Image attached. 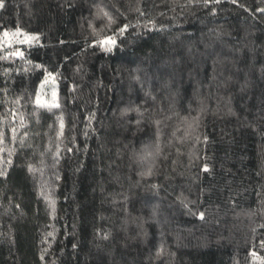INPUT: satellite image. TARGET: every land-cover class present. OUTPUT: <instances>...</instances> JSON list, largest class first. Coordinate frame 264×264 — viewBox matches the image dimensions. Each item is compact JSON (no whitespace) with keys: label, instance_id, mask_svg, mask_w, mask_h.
I'll list each match as a JSON object with an SVG mask.
<instances>
[{"label":"trees","instance_id":"obj_1","mask_svg":"<svg viewBox=\"0 0 264 264\" xmlns=\"http://www.w3.org/2000/svg\"><path fill=\"white\" fill-rule=\"evenodd\" d=\"M0 3V264H264V0Z\"/></svg>","mask_w":264,"mask_h":264},{"label":"rangeland","instance_id":"obj_2","mask_svg":"<svg viewBox=\"0 0 264 264\" xmlns=\"http://www.w3.org/2000/svg\"><path fill=\"white\" fill-rule=\"evenodd\" d=\"M7 37L3 36L1 40L2 48H13L34 43L37 39L36 35L26 34L20 31L7 32ZM58 82L52 77L47 76L40 85L36 103L39 106L53 107L58 102Z\"/></svg>","mask_w":264,"mask_h":264},{"label":"snow or ice","instance_id":"obj_3","mask_svg":"<svg viewBox=\"0 0 264 264\" xmlns=\"http://www.w3.org/2000/svg\"><path fill=\"white\" fill-rule=\"evenodd\" d=\"M233 2H235V0H233ZM0 7H3V4H2V3H0ZM105 15H107V13H105ZM128 27H129L128 25H124L123 28L120 29V32L123 33L124 31L127 30ZM3 35H4L5 37H7L9 34H8L7 32H5ZM99 43L104 44V45H114V44L116 43V41H115V39L112 38V37H104L103 39H100V40H99ZM106 50H109V51H110L111 49L108 48V49H106ZM16 54H17V55H21V56L23 55L22 52H17ZM8 163L10 164V163H11V160H9ZM30 170H31V169H30ZM205 171H207L206 168H205ZM201 216H202V214H201ZM253 255H255V254H253Z\"/></svg>","mask_w":264,"mask_h":264}]
</instances>
